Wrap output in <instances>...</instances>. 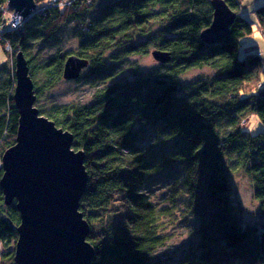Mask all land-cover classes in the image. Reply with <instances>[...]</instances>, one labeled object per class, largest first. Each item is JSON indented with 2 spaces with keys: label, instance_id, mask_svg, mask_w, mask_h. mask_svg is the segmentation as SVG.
Returning a JSON list of instances; mask_svg holds the SVG:
<instances>
[{
  "label": "trees",
  "instance_id": "1",
  "mask_svg": "<svg viewBox=\"0 0 264 264\" xmlns=\"http://www.w3.org/2000/svg\"><path fill=\"white\" fill-rule=\"evenodd\" d=\"M7 1L0 0V22ZM223 1L235 18L227 35L212 45L200 39L212 24L210 0H110L90 19L97 0H73L4 32L13 53H23L35 85L24 53L32 23L49 36L63 23L79 21V49L37 68L44 91L63 80L64 60L71 55L87 60L90 74L99 76L104 75L102 59L112 51L123 58L147 54L148 48L170 55L169 62H159L149 74L139 72L130 81L98 90L88 106L54 107L48 115L37 107L40 115L69 132L72 148L84 154L88 183L79 212L89 225L91 264H264V223L243 224L231 182L237 174L250 180L264 219V132L252 135L244 126L255 116L264 127L263 54L247 51L239 56L240 40L254 33L253 26L241 15L240 0ZM34 2L43 7L49 0ZM254 13L264 38V6ZM155 28L158 33H153ZM139 37L146 39L134 43ZM14 69L0 81V157L16 141ZM203 70L207 75L185 81L187 73ZM34 93L37 100L35 86ZM147 127L159 129L158 150L144 140ZM156 169L177 174L169 189L171 204L163 209L147 190ZM2 173L0 162V178ZM175 204L197 224L196 240L179 260L154 261L151 254L164 241L161 219ZM19 227L15 203L5 205L0 189V264H17Z\"/></svg>",
  "mask_w": 264,
  "mask_h": 264
},
{
  "label": "water",
  "instance_id": "2",
  "mask_svg": "<svg viewBox=\"0 0 264 264\" xmlns=\"http://www.w3.org/2000/svg\"><path fill=\"white\" fill-rule=\"evenodd\" d=\"M211 26L201 41L212 45L225 37L235 15L223 0H210ZM8 7L22 19L35 10L34 0H8ZM167 63L170 55L153 52ZM87 60L65 58L62 78L80 77ZM13 101L19 115L15 145L1 156L0 189L4 204L15 203L20 216L14 248L17 264H91L94 251L87 242L89 225L79 212L88 174L84 154L72 147V135L58 128L35 106L34 84L22 52L15 57Z\"/></svg>",
  "mask_w": 264,
  "mask_h": 264
},
{
  "label": "rangeland",
  "instance_id": "3",
  "mask_svg": "<svg viewBox=\"0 0 264 264\" xmlns=\"http://www.w3.org/2000/svg\"><path fill=\"white\" fill-rule=\"evenodd\" d=\"M50 1V0H49ZM110 0H97L95 6L88 15L92 18L102 12L105 3ZM260 6H264V0H240V13L253 26L254 33L251 36L244 37L240 40L239 56L242 57L247 51H254L263 54V69H264V38L257 29V18L254 10ZM9 8L8 6L5 9ZM11 10V9H10ZM6 10L5 13L10 12ZM12 11V10H11ZM14 12V11H13ZM38 10H34L31 14H42ZM31 15V16H33ZM30 16V17H31ZM79 21H69L61 24L59 29L49 36L42 35L39 25L33 22L29 39L26 41L27 49L24 52L30 59V66L34 71L35 88L39 91L35 106L38 107L44 114H49L54 107L63 106H88L93 101V97L98 92L114 82L123 80H132L136 73L149 74L159 67V62L152 56L153 48H148V53L144 55H130L127 57L117 56L113 51L105 54L102 59L101 71L104 75L90 74V66L84 68L80 77L76 80H61L53 88L42 90L43 78L38 73V67L41 63L48 61L56 56H66L76 52L82 41V34L77 26ZM80 33V34H79ZM153 33H158L157 28ZM28 37V36H27ZM27 39V38H26ZM146 37H139L133 40L134 43L142 42ZM8 44V43H7ZM10 45V44H9ZM6 49V43H0V70L4 66V74L0 75V81L4 75H8L12 71L15 57L13 49ZM120 60H117V59ZM15 71V69H14ZM207 75V71H191L186 74L185 81L187 83L196 78ZM15 79V77H14ZM245 130L252 135H257L264 132L263 124L255 116L250 117L245 123ZM159 129L147 127L144 140L148 141V145L152 144L158 150L162 137L159 136ZM156 161V159H155ZM1 162V157H0ZM175 174L171 169L160 170L156 169L149 175L148 187L150 200L158 207L165 208L171 203L170 185L174 181ZM232 200L239 210L243 224H254L261 226L264 219L260 216L259 208L253 198V188L250 180L244 175L237 174L232 178ZM182 205L175 204L170 206V213L163 217L160 222V232L164 241L161 247L155 250L152 255V260L160 262H175L179 258L188 254L189 245H192L196 240L194 219L184 211Z\"/></svg>",
  "mask_w": 264,
  "mask_h": 264
},
{
  "label": "built area",
  "instance_id": "4",
  "mask_svg": "<svg viewBox=\"0 0 264 264\" xmlns=\"http://www.w3.org/2000/svg\"><path fill=\"white\" fill-rule=\"evenodd\" d=\"M73 2V0H50L47 5L43 6V7H36L35 9L40 11V12H44L46 8L48 7H53V8H64L65 6L71 4ZM3 11H6L8 9H2ZM34 12V11H33ZM8 13H12V19H11V23H9L6 19L3 22H0V43L3 45V43H6L4 40V32L6 30H16L18 28H20L22 26L23 20L22 17L18 14H16L13 11H10ZM33 15V14H31ZM6 49L8 51L11 50L10 45L6 43Z\"/></svg>",
  "mask_w": 264,
  "mask_h": 264
},
{
  "label": "clouds",
  "instance_id": "5",
  "mask_svg": "<svg viewBox=\"0 0 264 264\" xmlns=\"http://www.w3.org/2000/svg\"><path fill=\"white\" fill-rule=\"evenodd\" d=\"M12 16H13L12 13H5V17H4V18H5L9 23H11Z\"/></svg>",
  "mask_w": 264,
  "mask_h": 264
}]
</instances>
